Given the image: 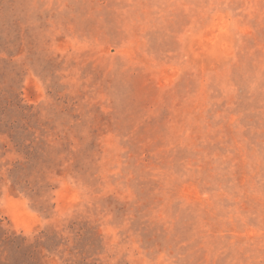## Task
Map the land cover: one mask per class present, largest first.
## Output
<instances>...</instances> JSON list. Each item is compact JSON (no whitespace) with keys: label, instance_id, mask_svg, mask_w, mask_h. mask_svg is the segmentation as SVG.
Wrapping results in <instances>:
<instances>
[{"label":"rangeland","instance_id":"1","mask_svg":"<svg viewBox=\"0 0 264 264\" xmlns=\"http://www.w3.org/2000/svg\"><path fill=\"white\" fill-rule=\"evenodd\" d=\"M0 264H264V0H0Z\"/></svg>","mask_w":264,"mask_h":264}]
</instances>
